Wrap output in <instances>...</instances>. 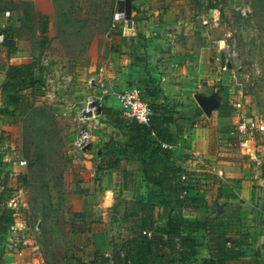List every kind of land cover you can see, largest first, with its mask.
<instances>
[{
  "label": "crops",
  "instance_id": "0c3cea01",
  "mask_svg": "<svg viewBox=\"0 0 264 264\" xmlns=\"http://www.w3.org/2000/svg\"><path fill=\"white\" fill-rule=\"evenodd\" d=\"M114 27L107 36L108 65L93 79L94 89L89 92L98 105L97 117H104L94 119L99 136L93 148L96 164L91 167L103 192L117 189L128 194L119 200L125 206L124 214L112 219L111 226L80 231L84 241L77 251L79 264H210L218 257L221 264H264V135L249 140L245 147L233 148L230 130L240 116L238 108L232 107L226 114V106L217 99V105L208 111L200 106V99L214 98L219 79L223 81L211 60L212 41L198 33L197 26L132 23L131 28ZM18 33L15 38L5 34V43L0 45L15 44L16 48L14 57L0 63V104L8 105L3 107L5 113H0V143L7 138L9 145L20 146V129L28 110L22 111L15 100L29 101L27 82L41 75L31 67L35 42L24 45L26 40ZM14 65L20 71L15 76ZM133 86L142 88V97L155 115L160 112L172 120L156 119L146 136L132 132L126 122V127L120 125L124 122H117L114 115L116 109L122 114L116 94ZM61 96L62 102L42 96L39 103L82 117L85 107H80L81 98L84 103L88 98L84 88L70 89ZM105 127L110 128L109 134ZM113 130L123 134L118 136ZM160 130H164V140L157 135ZM166 166L178 168L181 182L188 186L178 200L168 203L157 194L162 186L152 178ZM24 173L25 166H0V177H8L9 185H15ZM215 175L220 192L209 200V179ZM4 185L0 180L2 197L6 195ZM8 203L0 198V264H37V260L25 258L27 246L5 242L10 237L17 239L9 231L12 224L7 225L17 212L12 215ZM177 215L200 224L210 222L213 232L209 226H184L173 236L167 234V219ZM144 230L151 235L146 233L142 241ZM177 235L182 239H175ZM183 239L185 245H180Z\"/></svg>",
  "mask_w": 264,
  "mask_h": 264
},
{
  "label": "rangeland",
  "instance_id": "374dc122",
  "mask_svg": "<svg viewBox=\"0 0 264 264\" xmlns=\"http://www.w3.org/2000/svg\"><path fill=\"white\" fill-rule=\"evenodd\" d=\"M130 3L135 26H197L198 33L212 41L211 60L223 77L214 98L224 106L238 108L240 116L234 126L246 119L264 121V0H130ZM125 8L126 0H0V32L6 29L5 34L12 38L20 32L26 46L35 42L31 67L35 70L32 72L41 75L27 82L31 88L28 99L34 107L23 119L19 146L27 159L26 173L15 185L12 182L9 185L8 177H0L1 184H5L2 190L6 192L0 198L9 201L11 214L17 212L9 230L17 239L10 237L5 242L27 246L24 257L28 261L79 264L77 251L84 241L80 231L105 230L112 225V219L125 212L119 200H125L128 193L117 189L103 192L91 167L96 164L93 148L97 147L99 136L94 119L104 120L101 114L97 117V102L92 116L87 118L70 110L65 115L64 109L54 111L49 104L39 103L42 96L59 101L65 91L76 87L84 88L88 97L85 103L81 98L80 107L94 100L89 97L94 89L93 79L100 76V70L109 62L107 36L114 26H127ZM118 12L124 16L116 18ZM14 45L0 47V63L6 58L9 61L10 55L14 57ZM4 106L8 105L0 104L1 114L6 111ZM116 110V118H125ZM120 125L126 127V123ZM81 129L88 130L91 138L86 149L79 152L74 141ZM103 129L109 134L110 128ZM113 132L123 134L121 130ZM261 135L264 134L254 133L248 142ZM230 136L233 148L245 147L235 144L231 132ZM216 176L209 179L212 187L207 195L209 200L220 192ZM207 178L204 181L208 182ZM117 180L118 176L116 184H119Z\"/></svg>",
  "mask_w": 264,
  "mask_h": 264
},
{
  "label": "built area",
  "instance_id": "2783aa9c",
  "mask_svg": "<svg viewBox=\"0 0 264 264\" xmlns=\"http://www.w3.org/2000/svg\"><path fill=\"white\" fill-rule=\"evenodd\" d=\"M115 15L118 19L124 16L123 13L120 12ZM3 39V33L0 32V43L3 42ZM215 59L218 61L219 57L216 56ZM222 67L223 69L226 68L224 65H222ZM142 95V88L133 86L116 94V98L121 105L123 116L134 119L138 123L148 124L154 117L155 112L150 103L143 99ZM94 103V100H88L85 104V110H92L95 106ZM256 132L264 134V121L260 118L256 120L246 119L231 130V133L235 137V144L238 146H246L249 137ZM90 138L91 134L89 131L81 129L74 141L76 151H84L90 143ZM1 161L12 168L27 165V160L22 157L19 146L17 144L9 145L7 142L4 144L0 143V162ZM147 234L151 235V232L147 231Z\"/></svg>",
  "mask_w": 264,
  "mask_h": 264
},
{
  "label": "trees",
  "instance_id": "16d2710c",
  "mask_svg": "<svg viewBox=\"0 0 264 264\" xmlns=\"http://www.w3.org/2000/svg\"><path fill=\"white\" fill-rule=\"evenodd\" d=\"M5 36V34H4ZM5 39L6 37H4V40L2 43H5ZM12 70V74L13 76H15V74L19 73V68H17L15 65L12 66L11 68ZM15 80V77H14ZM17 104L20 106V109L23 110H28L27 114L31 112V103L27 100L25 101L24 98H20V100H15V105L17 106ZM232 106H226V114H229L231 112ZM104 111L106 113H111V110L109 108H104ZM40 110H37V114H40ZM156 119H161L163 122L168 123L169 121L172 120V117H167L165 115H163L162 113H156V115H154V117L152 118L151 122L148 124H140L137 121H135L134 119L131 118H116L117 122H126L128 123V127L131 129L132 132H136L138 134H140L141 136H146L147 134L150 133V131L153 128V123ZM164 130H160L157 135L164 140L165 139V135H164ZM178 168L173 167V166H166L163 169V172L161 174H159L158 176H153L152 178L155 179L158 183H160V185L162 186V189L160 191L157 192L158 195L162 196L163 200L165 203H168L170 200H175L178 198L179 194L182 192V190H184L186 187H188L187 185L183 184V182H181L180 177L178 175ZM146 177H149V175L146 174ZM150 178V177H149ZM178 200V199H177ZM176 200V201H177ZM172 209V208H171ZM11 222V221H10ZM9 224L7 225H10ZM187 226L189 228H198V227H207L209 226V229L211 232H213V227L212 224L209 223H203L200 224L197 221H192V220H185L183 218H181L180 216H169V218L167 219V223H166V227H165V232L167 234H171L172 236L174 235V233H179L180 230L184 227ZM145 231V230H144ZM143 231V232H144ZM147 231H145L144 233H142L141 236V240H145L146 238V234ZM153 236V234H152ZM182 235L179 236L177 235V238L175 239H182ZM185 239V237H184ZM184 239L181 241L180 245H185ZM169 241H172V237ZM170 243V242H169ZM172 243V242H171ZM215 256V255H214ZM221 258L218 257V259L210 264H221Z\"/></svg>",
  "mask_w": 264,
  "mask_h": 264
},
{
  "label": "water",
  "instance_id": "95a60500",
  "mask_svg": "<svg viewBox=\"0 0 264 264\" xmlns=\"http://www.w3.org/2000/svg\"><path fill=\"white\" fill-rule=\"evenodd\" d=\"M125 20H126V25L128 28L132 27V13H131V3L130 0H126V8H125ZM199 104L202 107L204 111H208L210 108H213L217 105V100L215 98H208V99H200ZM92 110H84L82 112V116L84 117H90L92 116Z\"/></svg>",
  "mask_w": 264,
  "mask_h": 264
}]
</instances>
